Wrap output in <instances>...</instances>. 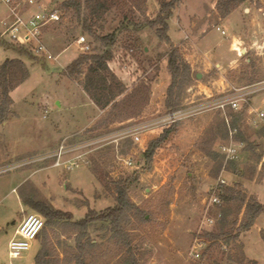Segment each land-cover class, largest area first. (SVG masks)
Returning <instances> with one entry per match:
<instances>
[{
    "label": "rangeland",
    "instance_id": "374dc122",
    "mask_svg": "<svg viewBox=\"0 0 264 264\" xmlns=\"http://www.w3.org/2000/svg\"><path fill=\"white\" fill-rule=\"evenodd\" d=\"M64 1L46 3L58 6ZM224 1L182 0L169 19V31L175 41L182 37L175 25L178 16L186 19L187 25L193 24L188 29L191 37L188 45L178 46L187 62L185 53L193 51V43H202L209 49L212 61L204 80H196L191 75L182 91V108L177 110L166 106L167 89L163 103L150 101L140 117L94 132H87L88 129L75 132L97 110L80 90L81 85L63 70L83 52L76 41L78 36L85 35L97 51L102 45L83 30L74 11L64 12L59 22L46 28L45 41L57 60L29 54L22 56L30 75L12 93L8 118L0 119V264H36L46 240L50 241L48 246L54 256H59L60 264H75L64 261L78 253L74 246L76 231L68 225L46 227V233L21 257L9 258L8 243L22 217L35 213L45 221L24 200L45 201L54 208L70 210L74 219H82L87 209L104 210L112 206L116 181L134 176L136 172L139 181L133 184L130 197L141 214L131 215L127 230L140 246L139 264H264V213L250 230L238 237L236 230L244 219V211L234 223L237 216L234 205L227 207L230 210L228 223L218 217L213 226L202 225L210 204L211 188L220 176L229 184L240 182L248 196L264 203V117L258 118V125H254L255 116L249 113L251 108L264 111V0H246L226 18L219 7ZM147 6V14L155 18L160 3L148 0ZM124 10L116 7L108 12L99 33L106 34L119 27L129 8ZM133 10L136 17L141 18L139 11ZM5 14L6 8L0 2V18ZM84 14L83 10L82 17ZM114 50L113 63L117 70L126 73L123 82H129V89L141 83L151 87V81L159 72L158 87L162 91L168 87L172 79L167 68L170 46L160 41L154 28L140 32L123 28ZM17 56H20L17 52L0 45V63ZM218 61L223 67L216 66ZM255 84H261V89L246 95L239 109L220 106L223 98L237 97L239 89ZM204 90L210 97L200 93ZM152 94L151 91L150 99ZM158 94L161 96L160 91ZM199 107L204 108L144 129L139 142L123 134L129 127L152 121L158 115ZM240 110L245 112L240 116L238 136L245 143L237 142L239 157L227 162L220 152V145L230 141V126H226L224 120ZM166 128H172L168 139L153 158L147 160L145 151L150 141ZM87 139L96 142L78 151L85 157V162H80L78 167L68 170L54 166L55 157L44 158L64 141L68 144ZM261 153L262 158L258 160ZM71 156L66 154L64 158ZM91 158L100 163L97 176L90 170ZM128 160L133 161L131 166ZM223 206L211 205L210 213L215 216L216 210L220 211ZM207 232L219 238H211ZM61 233H66V239L61 238ZM91 236L98 244L86 247V264H124L127 254L109 238L106 229L93 230ZM196 241L201 245L197 249L199 258L190 256Z\"/></svg>",
    "mask_w": 264,
    "mask_h": 264
},
{
    "label": "trees",
    "instance_id": "16d2710c",
    "mask_svg": "<svg viewBox=\"0 0 264 264\" xmlns=\"http://www.w3.org/2000/svg\"><path fill=\"white\" fill-rule=\"evenodd\" d=\"M50 1L53 2L54 0ZM157 1L160 3V10L155 18H151L147 14L148 0H65L58 5L62 15L64 12H76L83 30L87 31L102 45L100 51L93 48L89 51H83L63 70L68 77L76 80L81 85L82 89L100 109L104 110L99 122L89 127L87 132H94L102 127L108 128L117 122L123 123L140 117L144 108L151 101L152 90L149 85L141 83L138 87L129 89L109 65V62L115 57L114 46L119 41V34L123 28L133 29L136 32L148 27L154 28L160 41L170 46L167 64L172 79L167 91L166 106L170 110L182 108L181 95L184 86L191 80L192 68L190 63L184 59L181 49L172 42L168 33L169 19L182 0ZM244 1L246 0H225L221 2L219 7L222 16L229 15ZM116 7H121L122 11H125L124 9L128 7L129 12L126 13L119 27L112 32L100 34L99 31L103 28L102 23L105 20V15ZM133 9L139 11L141 18L136 17ZM83 10L84 17H82ZM0 45L6 50H13L20 55L19 57L7 58L0 64V119L5 121L10 115V107L13 104L11 91L27 80L30 75L29 67L22 56H28V54L33 57L39 56L34 55L32 51L24 46L16 45L2 38H0ZM244 112L245 110H240L234 112L232 118L228 116L229 123L226 122V119L224 120L226 126H230L235 132L237 131L234 140L243 144L245 141L238 136L241 132L238 124L241 119L240 116ZM171 131L172 128H166L160 136L150 141L145 151L147 160L153 158L157 149L168 139ZM96 134L100 135L101 133ZM258 156V160H260L262 153ZM99 165L100 163L96 159H90V170L96 176ZM262 167L264 169V164H262ZM136 173L134 176L116 181L115 203L112 206L104 210L90 208L82 219H73L71 212L54 208L45 201L30 198L24 201L26 205L31 206L45 218V226L40 235L46 233L45 229L48 226L68 225L74 227L76 231L74 246L78 253L64 259L67 263L86 264V247H95L98 244L97 239L92 238L91 232L106 229L109 238L114 240L120 250L127 254V258L123 263L139 264L140 246L134 243L130 232L127 230V226L131 223V215L141 214L140 208L130 197L133 184L139 181V175ZM241 186L240 182L234 181L224 187V192L220 194V205L225 206L220 211L216 210L215 213H221L220 221L226 224L229 221L228 215L230 214V210L227 208L228 205L236 207L237 216L233 220L234 223H237L239 213L244 211V219L236 230L237 237L242 232L250 230L257 218L264 213V203L255 197L248 196ZM142 217L144 218V216ZM207 233L211 238H219L218 235L212 232ZM49 242L46 240L42 245L36 258V264L62 263L59 256L55 257V253L50 250Z\"/></svg>",
    "mask_w": 264,
    "mask_h": 264
},
{
    "label": "built area",
    "instance_id": "2783aa9c",
    "mask_svg": "<svg viewBox=\"0 0 264 264\" xmlns=\"http://www.w3.org/2000/svg\"><path fill=\"white\" fill-rule=\"evenodd\" d=\"M48 0H0V2L6 8V14L0 18V38L8 40L16 45L24 46L28 48L36 56L44 58L46 60H57L58 57L53 55L45 41L46 28L54 23H57L62 18V13L57 5H48ZM50 1V0H49ZM219 28V27H218ZM77 43L81 45L83 51H89L92 46L85 35H80L76 39ZM261 84L251 85L238 90L237 97H225L220 101V106L225 107L229 105L233 109H239L241 107V101H246V95L259 91ZM204 107L199 108H187L172 112L166 116L156 118L152 121H146L140 125L129 127L123 134L132 137L135 142L141 140L140 133L153 125H161L162 122H172L178 120L186 115H191L197 111L202 110ZM48 112V109L45 110ZM250 114H254V125H258V118L264 117V111L257 112L254 108L249 111ZM228 122V118L226 119ZM234 130L230 127V141L220 145V152L224 155L227 162L236 161L239 157V148L237 142L234 140ZM96 141L93 139H87L78 142L66 143L65 141L54 152L49 153L44 158L55 157L56 161L54 166H63L68 170L78 167L80 162H85L84 153L78 151L84 147L90 146ZM66 154H71L69 158H64ZM129 166L133 164V161H126ZM229 182L223 176H220L214 186L211 188L210 204L207 206L202 225L206 227L213 226L218 217H221V213H217L215 216L210 213L211 205H220V194L224 192V187ZM45 226L44 219L35 213L25 214L18 223L15 234L8 243L9 258L14 259L21 257L24 252L28 251L33 242L39 237L41 231ZM198 241L195 242L190 256L193 258H199L200 253L197 250L200 247Z\"/></svg>",
    "mask_w": 264,
    "mask_h": 264
},
{
    "label": "crops",
    "instance_id": "0c3cea01",
    "mask_svg": "<svg viewBox=\"0 0 264 264\" xmlns=\"http://www.w3.org/2000/svg\"><path fill=\"white\" fill-rule=\"evenodd\" d=\"M226 18V17H225ZM224 19V18H223ZM222 19V20H223ZM188 23H187V21H186V19H183L181 16H180V18H179V16H178V18L176 19V21H175V25H176V30H177V33H180V34H182V37L180 38V40L179 41H175L174 39H173V37H172V35L170 34V31L168 32L169 33V36H170V38H171V40H172V42L176 45V46H185L186 44L185 43H187V45H188V43H189V41H188V39H190L191 40V37H190V32H189V28H190V26L191 25H193L192 23L191 24H189V25H187ZM169 29H170V24H169ZM1 31V30H0ZM206 31V30H205ZM203 32H204V30H203ZM185 39H187V40H185ZM233 40H236V39H233ZM235 42H232V49H235ZM186 48V47H185ZM183 49L184 51L185 50H187V48L186 49ZM185 57L187 58V59H189V63L191 64V68H192V76H194V78H196V80H204L205 79V76L207 75V73H208V71L210 70V67H211V64H212V61H211V57H210V55H209V49H207L204 45H202V43H200V44H196V43H193V51L190 53V54H188V53H185ZM113 60H115V59H113ZM113 60H111L110 62H109V65H110V67H111V69L119 76V78H121L123 81H125L126 80V73L125 72H123V71H121V70H117L116 69V67H115V64L113 63L114 61ZM2 63V62H1ZM0 63V64H1ZM234 63H236V60L235 61H233L232 63H231V65H230V67H232L233 65H234ZM216 66H218V67H223V65H222V63L221 62H216ZM167 68H168V64H167ZM161 71V70H160ZM168 71H169V69H168ZM159 74H160V72H159ZM159 74L157 75V77L154 79V80H152L151 81V89H152V99H151V102H153V103H157L158 105H160V104H162L163 103V100L165 99V97H166V91H167V89H168V87H169V85H170V83H171V81H170V83L168 84V87L164 90V91H162V89H160L159 87H158V82H157V79H158V76H159ZM198 74H201L200 76L201 77H198ZM170 76H171V74H170ZM127 86H128V88H129V86H130V84H129V82L128 81H126V82H124ZM157 85V87L155 86L154 87V85ZM18 88V87H17ZM17 88H15L13 91H11V96H12V93L17 89ZM156 88V89H155ZM80 90L88 97V99L90 100V103H91V105H93L94 107H95V109L97 110V113H95L89 120H88V122L83 126V127H81V128H79L77 131H75V132H79V131H81V130H86V129H88L89 127H91L92 125H93V123H94V121L97 119V118H99V117H101V115L104 113V110H102V109H100L91 99H90V97H89V95L80 87ZM161 92V96H159V94H158V92ZM200 93H203V94H205L206 95V97H210V95L207 93V91L206 90H204L203 92L201 91ZM13 98V97H12ZM150 105H152V104H150ZM159 116L160 115H158V116H156L155 117V119L156 118H159ZM68 135H70V134H68ZM68 135H66V136H64V138L65 137H67ZM65 211H69V212H71L70 210H65ZM87 212H88V209H87V211H86V214H87ZM72 213V212H71ZM73 215V214H72ZM73 219H74V217H73ZM76 235V234H75ZM61 238H63V239H66V233H61ZM38 239V238H37ZM70 241V240H69Z\"/></svg>",
    "mask_w": 264,
    "mask_h": 264
},
{
    "label": "water",
    "instance_id": "95a60500",
    "mask_svg": "<svg viewBox=\"0 0 264 264\" xmlns=\"http://www.w3.org/2000/svg\"><path fill=\"white\" fill-rule=\"evenodd\" d=\"M146 49H148V48H146ZM200 75H201V74H198V77H201Z\"/></svg>",
    "mask_w": 264,
    "mask_h": 264
}]
</instances>
